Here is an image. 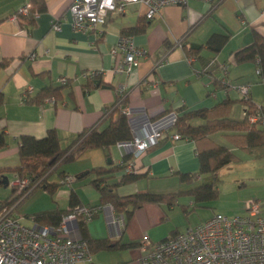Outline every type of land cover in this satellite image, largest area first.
<instances>
[{
	"label": "crops",
	"instance_id": "0c3cea01",
	"mask_svg": "<svg viewBox=\"0 0 264 264\" xmlns=\"http://www.w3.org/2000/svg\"><path fill=\"white\" fill-rule=\"evenodd\" d=\"M43 1L42 11L37 8L32 11V14L37 12L34 19L24 16L18 19L14 14L32 0H0V62L7 61L0 66V92L4 95L0 105V131L5 132L7 140L0 149V167L19 164V141L23 134L42 137L49 128H55L62 144H69L78 132L101 121L105 109L115 102L119 85L124 83L128 95L126 106L132 110L130 121L135 126L183 106L189 110L211 108L227 96L241 98L237 90L226 92L218 87L217 95H211L216 85L210 83L207 73L198 72L214 63H226L228 80L233 84H249L251 99L258 105L264 104V80L256 63L237 64L234 61V51L253 41V27L264 35V0H214L213 3L189 0L185 5L163 7L144 32L133 34L135 44L143 47L146 55L129 73L113 70L112 48L122 36L121 29L135 24L139 16L145 15L146 7L129 4L133 7L129 9L128 5L125 12L110 14L104 25L82 33L72 26L69 6L74 0ZM58 19L61 28L55 29L53 23ZM216 31L231 34L226 46L216 56L205 47L189 61L184 44L204 43ZM180 40L182 44L178 43ZM93 70L100 72L101 82L88 86L89 72ZM216 74L221 76L222 72L216 70ZM60 77H66L69 83L59 97L46 98L41 103L24 101L26 96H34L44 85L61 84ZM244 114L242 101L232 105L230 118L242 119ZM192 122L199 124L204 120L196 118ZM211 136L228 145L240 157L235 163L250 162L264 170V157H252L231 144L221 131ZM165 137L160 144L134 157V171H148L149 174L136 182L119 184V194L150 191L154 188H149V182L177 179L175 171H198L194 140L187 137L173 140L167 134ZM130 151L128 146L119 143L108 148L87 149L80 156L82 169L88 171L96 165L112 162L120 164ZM14 173H7L9 179ZM123 173L124 169L115 172L109 181H119ZM88 179L90 177L61 184L55 191V204L48 207L68 208L72 188L84 204H98L100 194L97 189L90 183L83 184ZM251 180H256V184L250 193L260 199L264 214V176L242 177L241 186L247 187ZM189 203L193 204L191 198ZM169 209L174 212L175 205L144 203L128 219L117 215L120 220L117 225H112L108 222L109 210L105 208L85 226L92 237L109 236L122 242H141L147 234L152 241H158L180 231L164 227ZM80 231L83 235L81 228ZM141 255L142 250L136 244L125 249L92 253V262L140 264Z\"/></svg>",
	"mask_w": 264,
	"mask_h": 264
},
{
	"label": "trees",
	"instance_id": "16d2710c",
	"mask_svg": "<svg viewBox=\"0 0 264 264\" xmlns=\"http://www.w3.org/2000/svg\"><path fill=\"white\" fill-rule=\"evenodd\" d=\"M33 6L29 13H18V19L21 17L34 19L32 11L37 8L42 11L45 7L43 0H32ZM151 19L145 15L139 16L136 23L121 29L122 35L137 34L144 32ZM107 22V21H106ZM231 34L229 32H213L204 43L184 44L188 56L199 55L203 48L209 49L216 56L229 42ZM182 44V40H180ZM235 63L255 62L259 74L264 80V35L253 27V41L234 51ZM7 61L2 60L0 66ZM220 71V64H212L206 70H199L214 76V84L218 88L225 89L228 83L220 81V76L216 74ZM228 78V76H227ZM67 79V78H66ZM101 82V74L95 70L89 76L88 86L97 85ZM69 83V79L59 85H44L34 96H26L24 101L27 103H41L46 98H57L62 89ZM128 95L126 93L117 94L115 102L104 111L101 121L90 127L84 128L78 132L73 140L67 144H62V139L55 128H49L42 137H36L30 134H23L19 141V164L15 166L0 167V178L8 176V172H15L28 178V185L19 193L17 188L11 186V192L8 197L0 200V207L4 204L18 205L27 198L37 188L45 185V189L54 194L57 188L64 184L66 170L61 169V164L77 159L80 155L90 148H108L118 142L129 141L133 138V132L129 118L123 111L126 106ZM237 101L245 104V114L242 119L230 118L231 107ZM4 102V95L0 92V105ZM181 114L172 129L179 132L183 137L194 140L199 159V169L195 172L175 171L180 183L192 184L197 181L201 175L209 174L211 179L186 189L168 192H153L148 190L136 191L131 194L121 195L117 191V186L123 183L136 182L148 176V171L136 172L130 171L123 173L119 181L110 182V178L117 171L125 168L121 164L96 165L88 170L86 174L79 172L74 174L76 180H83L90 177L89 182L100 194L99 203L94 205H105L111 203L115 208L117 215H122L128 219L133 211L144 203H166L169 206L179 204L186 214L194 210L197 205L204 201L214 200L219 197V171L224 166L236 162L240 157L228 146L214 140L212 133L221 131L223 136L233 145L245 151L254 158L264 157V104H256L251 96L248 98L225 97L211 108L186 109L180 107ZM257 119L252 120L251 115L257 114ZM200 118L204 122L194 124L193 119ZM166 137L160 139L155 145L160 144ZM7 144L6 134L0 131V149ZM153 145V146H155ZM110 154H108L109 156ZM133 153L129 152L123 156L124 161L133 159ZM57 173L58 179L49 180L51 174ZM94 175L92 178L90 175ZM0 184L5 185L0 182ZM5 186H10L9 184ZM189 197L193 201L192 209L190 205L180 203L179 198ZM77 191L71 189L68 208L50 207L41 209L27 215L33 216L38 225H57L64 214L70 208L82 204ZM190 209V210H189ZM86 223H81L84 238L87 239L92 253L101 250H120L129 248L140 242H122L112 239L109 236L92 237L86 230ZM92 264H95L92 262ZM118 264H126L121 262Z\"/></svg>",
	"mask_w": 264,
	"mask_h": 264
},
{
	"label": "built area",
	"instance_id": "2783aa9c",
	"mask_svg": "<svg viewBox=\"0 0 264 264\" xmlns=\"http://www.w3.org/2000/svg\"><path fill=\"white\" fill-rule=\"evenodd\" d=\"M188 1L74 0L69 6V12L73 29L89 33L99 25H104L110 14H121L132 3L146 7L145 16L152 19L167 5H185ZM32 6V2L23 4L14 14V18H18V13H29ZM36 14L37 12L34 13ZM59 20L53 23L55 29L61 28ZM178 43L180 44V41ZM112 53L115 57L113 70L129 73L138 66L140 58L146 55V50L135 44L133 35L126 34L115 43ZM188 60L193 61L194 56H188ZM220 71V81L228 83L224 89L226 92L234 89L239 92L241 98L250 97L249 84H233L228 80L226 63L220 64ZM257 71L259 73L260 69ZM94 72L95 70L90 71L89 76ZM199 73L201 74L200 71ZM208 78L210 83L214 84V76L208 74ZM66 80V77H60L61 82ZM217 91L215 86L211 95L216 96ZM118 92L126 93L127 85H119ZM123 111L129 118L133 138L118 143L128 146L134 157L155 145L166 134L173 140L183 137L172 129L181 114L179 110L166 111L138 126L130 121L132 110L124 106ZM257 116L258 113L250 118L256 120ZM133 159H123L120 162L125 165V172L134 171ZM63 180L71 184L76 180V176L67 173ZM28 183L26 176L14 173L8 184L16 187L19 193ZM16 204H4L0 207V264H92V252L87 239L81 234L80 224L87 223L105 208L109 210L110 224L117 225L120 220L111 203H82L70 208L57 225H38L33 216H30L33 223L26 224L22 220L23 216L17 214ZM139 246L142 250L140 264H264V214L261 201L255 197L250 198L246 202L244 214L230 216L215 212L203 222L177 231L162 240L152 241L145 234Z\"/></svg>",
	"mask_w": 264,
	"mask_h": 264
},
{
	"label": "rangeland",
	"instance_id": "374dc122",
	"mask_svg": "<svg viewBox=\"0 0 264 264\" xmlns=\"http://www.w3.org/2000/svg\"><path fill=\"white\" fill-rule=\"evenodd\" d=\"M132 5H129V9L132 8ZM216 134V137H218ZM81 156V155H80ZM80 156L69 162L61 164V169L66 170L69 174H76L79 172H84L87 169H82V164L80 162ZM254 175L258 177L260 175L264 176V170L261 166H254L250 162L244 163H231L224 166L219 171L220 181L218 183L220 194L217 199L204 201L196 206L194 210H191L188 214L184 212L179 204L175 205L174 212L171 209L168 210L169 217L165 220L164 227L176 229L180 231L186 229L187 227L195 226L204 220L211 217L215 212H223L230 216L244 214L246 202L250 198H254L255 195L250 193L254 189V184L256 180L249 181L247 187L241 186V178ZM91 178L94 176L90 175ZM10 178V177H9ZM58 179V174L53 173L50 175L49 180ZM211 176L209 174H203L200 178L192 184L179 183L177 179H167L165 182H149L148 186L151 189L150 191L156 190L155 192H168V191H177L179 189H186L193 185L209 181ZM88 181L83 182L88 183ZM11 192V186H5L0 184V200L5 199L9 196ZM55 193L51 194L48 190L43 189L42 187L37 188L32 192L27 198H25L17 207V214L23 216V222L26 224H32L30 220L29 213L50 208L48 206H53L55 204L54 198ZM180 203H185L190 205L192 209V204L189 203V197H181ZM189 209V210H190ZM264 211V209H263ZM169 230V229H168Z\"/></svg>",
	"mask_w": 264,
	"mask_h": 264
},
{
	"label": "water",
	"instance_id": "95a60500",
	"mask_svg": "<svg viewBox=\"0 0 264 264\" xmlns=\"http://www.w3.org/2000/svg\"><path fill=\"white\" fill-rule=\"evenodd\" d=\"M111 159H108V161L110 162ZM88 172V171H86ZM85 174V173H83ZM0 182L4 183L5 185H7L9 183V177L8 176H5L3 178H0ZM43 188H45V185L42 186Z\"/></svg>",
	"mask_w": 264,
	"mask_h": 264
}]
</instances>
